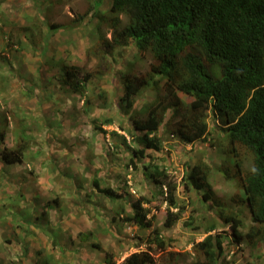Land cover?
<instances>
[{"label":"rangeland","instance_id":"obj_1","mask_svg":"<svg viewBox=\"0 0 264 264\" xmlns=\"http://www.w3.org/2000/svg\"><path fill=\"white\" fill-rule=\"evenodd\" d=\"M98 1L0 0V264H123L135 252L149 253L155 264H193L197 259L191 247L207 236L211 225L215 230L209 234L219 235L224 245L215 264H264V236L255 247L246 240L236 242L219 218L222 210L234 213L243 221L239 233L244 236L252 225L239 201L243 192L235 181L225 182L220 170V196L204 202L203 191L179 188L182 218L172 228L164 227L159 212L166 207L164 197L144 176V160L132 156L141 147L136 138L142 133L120 109V75L145 76L153 60L149 54L140 56L131 42L101 54L106 50L97 44L98 32L109 41L111 31L109 21L95 17ZM100 1L97 11L105 15L111 2ZM120 19L126 23L123 15ZM50 25L60 28L50 30ZM63 66L74 69L79 79L90 75L83 89L63 83ZM164 95L161 88H143L135 98L137 117L144 119L140 110ZM170 113L156 133L168 142L169 151H147L150 163L165 167L172 161L185 169L205 151L212 167L233 169L234 159L225 158L219 145L180 141L166 124ZM95 119H111L112 124L102 126V133L94 129ZM217 127L208 118L209 137L216 138ZM217 138L221 141V134ZM21 144V162L7 164L2 153ZM132 163L139 165L137 170ZM250 163L246 157L247 171ZM93 180L124 197L109 202L97 193ZM141 196L150 200L144 207L149 216L155 214L153 228L168 243L165 249L150 244L148 231L122 222L117 214L121 205L129 212L128 201ZM78 233H89V239L81 241Z\"/></svg>","mask_w":264,"mask_h":264},{"label":"trees","instance_id":"obj_2","mask_svg":"<svg viewBox=\"0 0 264 264\" xmlns=\"http://www.w3.org/2000/svg\"><path fill=\"white\" fill-rule=\"evenodd\" d=\"M105 15L99 13V0L94 11L99 22L109 21L111 36L107 41L100 32L97 44L104 46L109 54L118 47L131 42L140 56L149 54L153 63L145 76L120 75L123 96L121 111L129 117L133 128L142 134L136 138L141 146L133 151V158L143 161L144 176L160 189L166 187L163 201V225L172 228L182 218L184 207L178 203L176 192L204 191L202 199L212 198L209 183L211 167L204 161L186 165L182 177L169 174L164 167L150 163L147 151L160 152L162 140L157 136L165 115L170 110V123L180 141L194 144L206 142L218 146L225 158L234 159L233 169L220 170L224 180L235 181L244 199L239 201L248 210L251 227L246 235H240L243 221L222 210L219 218L229 225L236 242L246 240L251 247L264 236V0H110ZM126 23L123 24L120 16ZM57 30L58 25H50ZM99 29V25L98 28ZM99 31V30H98ZM63 83L76 91L83 89L90 75L79 79L74 69L62 68ZM163 89L165 95L141 109L146 114L138 118L134 111L135 98L143 88ZM190 99L189 103L182 98ZM86 103V104H85ZM86 106L89 105L85 101ZM140 116V115H139ZM136 117V118H135ZM212 117L218 127L216 138L209 137L208 118ZM95 130L105 133L102 126H110L111 119L93 120ZM111 135H116L111 132ZM221 134V141L217 136ZM0 138L3 134L0 133ZM135 138V137H134ZM124 143L126 142L124 138ZM23 144L14 151L2 153L7 164L21 162ZM251 157V168L244 169V160ZM138 162V164L140 163ZM138 169L137 163H132ZM97 193L109 202L124 196L109 187H100L92 182ZM150 200L145 197L129 200L130 211L119 207L121 221L148 231L147 241L158 249L168 247L159 231L153 228L155 214L144 207ZM115 217H113V220ZM187 225V224H186ZM215 230L207 228V236L194 243L196 253L193 264H215L223 257L224 245L219 235L209 234ZM81 241L90 234L78 233ZM95 246V245H93ZM200 257L202 259H200ZM123 264H155L147 252H135L126 257Z\"/></svg>","mask_w":264,"mask_h":264},{"label":"crops","instance_id":"obj_3","mask_svg":"<svg viewBox=\"0 0 264 264\" xmlns=\"http://www.w3.org/2000/svg\"><path fill=\"white\" fill-rule=\"evenodd\" d=\"M198 142V141H197ZM197 142H195V143H197ZM194 143V144H195ZM194 144H192V145H194ZM201 151H204V148H202L201 147ZM204 153H205V151L204 152H198V154L200 155V157L197 159V161H204V162H206L210 167H211V169H212V171H211V173H210V177H209V183H210V186H211V193H212V197H213V195L214 196H217V197H219L220 195H219V187H217L216 186V184L217 183H220V177L219 176H221V175H218V174H220V172L218 171V167H212L210 164H209V162L207 161V156L205 157V156H203L204 155ZM191 160L193 161V163L194 162H196V157H193V155H192V158H191ZM168 164H171V163H168ZM167 164V165H168ZM167 165H165V167L167 166ZM222 177V179L224 180V177H223V175L221 176ZM225 181V180H224ZM226 182V181H225ZM228 183V182H227ZM155 185V184H154ZM156 186V192H158V195L159 194H162L161 193V189L157 186V185H155ZM227 187V186H226ZM153 190V192H154V189H152ZM204 192V191H203ZM160 196V195H159ZM213 199V198H212ZM89 239V238H88Z\"/></svg>","mask_w":264,"mask_h":264},{"label":"clouds","instance_id":"obj_4","mask_svg":"<svg viewBox=\"0 0 264 264\" xmlns=\"http://www.w3.org/2000/svg\"><path fill=\"white\" fill-rule=\"evenodd\" d=\"M160 129V128H159ZM172 135V134H171ZM171 135H170V138L171 139H173L174 138V135H172L173 137H171ZM179 139V138H178ZM173 141H175V140H173ZM162 142V141H161ZM168 142H166V143H164V142H162V150L161 151H169V147L166 145ZM191 145V144H190ZM168 147V148H167ZM172 161H169V163H171ZM175 165L176 164H168L166 167H164V166H162V167H164L165 169H166V171L169 173V174H171L169 171L171 170V171H177V175H174V176H176L178 179H180L181 177H182V174H183V167L182 166H180V167H178V168H176L175 167ZM171 175H173V174H171ZM163 187H165V186H162V188ZM161 188V191H163V189ZM166 188V187H165ZM164 192V191H163ZM165 193V192H164ZM162 196L163 197H165V195L164 194H162ZM166 205V204H165ZM135 227V226H134Z\"/></svg>","mask_w":264,"mask_h":264},{"label":"built area","instance_id":"obj_5","mask_svg":"<svg viewBox=\"0 0 264 264\" xmlns=\"http://www.w3.org/2000/svg\"><path fill=\"white\" fill-rule=\"evenodd\" d=\"M171 137H173V136L171 135ZM169 172H170L171 174H173V175H177V171H171V170H170ZM162 189H163L164 192H166V188H165V187H163Z\"/></svg>","mask_w":264,"mask_h":264}]
</instances>
